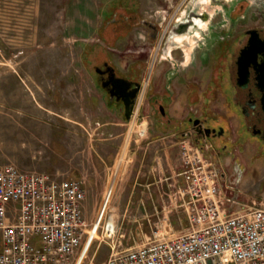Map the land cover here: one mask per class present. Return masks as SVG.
<instances>
[{
    "label": "rangeland",
    "instance_id": "rangeland-1",
    "mask_svg": "<svg viewBox=\"0 0 264 264\" xmlns=\"http://www.w3.org/2000/svg\"><path fill=\"white\" fill-rule=\"evenodd\" d=\"M134 1L0 0V165L12 164L23 172L48 173L58 179L84 178L86 188L90 181L84 211L88 232L67 264H104L112 252L172 238L189 227L188 214L192 211H185L182 199L176 196L182 188L185 194L179 178L182 146L175 141L173 161L146 159L140 165L137 156L130 162L137 148L135 140L150 121L141 119L137 112L130 121L122 114L113 115L99 97L83 61L84 47L94 41L91 34L86 35L87 29L98 24L97 19L86 17L88 12L96 11V6L123 3L140 15ZM142 3L143 10L155 6V0ZM220 6L212 1L211 10L219 9L214 13L216 17L222 16ZM99 13L107 14L102 9ZM212 26L218 30L221 24L209 20L203 27L206 31ZM183 39L185 36L179 35L177 41ZM132 59H122L121 68ZM147 79L148 75L145 82ZM107 118L123 124L116 127L119 136L115 140L102 126ZM124 145L122 163L119 155ZM88 148L106 152L102 157L105 164L95 152H82ZM235 153L241 160L235 167V177L230 168L225 171L230 177L228 182L225 177L213 178L220 203L225 209L233 204L236 211L264 208V153L254 156V162L247 148L243 152L236 148ZM115 161L122 168L118 176L111 178ZM171 166L175 167L174 173L178 171V183L171 181ZM107 183L111 191L106 189ZM169 191L175 192V199ZM173 200L178 215L172 209ZM229 209L227 212L233 213ZM175 222L177 225L170 226Z\"/></svg>",
    "mask_w": 264,
    "mask_h": 264
},
{
    "label": "flooded vegetation",
    "instance_id": "flooded-vegetation-1",
    "mask_svg": "<svg viewBox=\"0 0 264 264\" xmlns=\"http://www.w3.org/2000/svg\"><path fill=\"white\" fill-rule=\"evenodd\" d=\"M195 1L155 0L152 10H143L137 0L140 15L123 3L96 6L86 16L98 20L86 33L94 41L82 56L113 115L125 119L126 102L133 115L150 121L151 131L192 140L214 176L228 182L226 172L231 168L235 177L241 162L236 148L252 151V162L264 153V0H216L219 17L213 0ZM209 20L221 27L205 31ZM128 58L134 59L121 68Z\"/></svg>",
    "mask_w": 264,
    "mask_h": 264
},
{
    "label": "built area",
    "instance_id": "built-area-1",
    "mask_svg": "<svg viewBox=\"0 0 264 264\" xmlns=\"http://www.w3.org/2000/svg\"><path fill=\"white\" fill-rule=\"evenodd\" d=\"M181 158L189 227L112 252L104 264H264V208L229 214L201 150L185 144ZM86 196L83 180L0 165V264H67L88 232Z\"/></svg>",
    "mask_w": 264,
    "mask_h": 264
},
{
    "label": "crops",
    "instance_id": "crops-1",
    "mask_svg": "<svg viewBox=\"0 0 264 264\" xmlns=\"http://www.w3.org/2000/svg\"><path fill=\"white\" fill-rule=\"evenodd\" d=\"M123 124H122V122H120L119 120H117L116 118L114 119H112V118H107V119H105V121H104V123L102 124V126L103 127H105L108 131H110V134L111 135H113V140H115L116 139V137L117 136H119V135H117L116 134V127H118V126H122ZM147 125H148V122H147ZM147 130H145L144 132H142V135H140L139 136V139L138 140H135V145H136V147L137 148H135L133 151H135V154L133 155V156H131V158H130V162H132L133 161V159H135V157H139V162H140V165L142 164V162H144L146 159H150V160H152V161H156V162H158V163H160L161 161H163V160H167V161H169V160H172L173 158H172V156H171V154H173V148H174V146L176 145L175 144V141L177 140V145L180 147V146H183V145H185V144H188V142H191V143H193L192 142V140H190V139H187V140H185L186 141V143H185V141H182L181 142V140L179 139V141H178V138H179V136H177L176 137V135L175 134H172V135H161V134H157L156 132H154V131H151V130H149V128H146ZM135 139L137 138L136 137V135H135V137H134ZM145 141L144 142V144L142 145V144H140L141 143V141ZM194 144V143H193ZM138 147H141L140 149L142 150H138ZM96 149H97V147H96ZM122 150H121V154L119 155V159H121L122 158V163H123V155H122V153H125V149H126V145H124V146H122V148H121ZM182 149V148H181ZM88 150V151H87ZM87 150H82V152H95V154L97 155V157L98 158H100V160H102V157H104L105 155H106V152H105V154L102 152V151H100V150H102V149H100L99 151L100 152H98V150H95L94 148H88ZM139 152V153H138ZM117 153V152H116ZM138 153V154H137ZM116 155L117 154H115V156L113 157V163H114V160H115V158H116ZM118 157V156H117ZM208 157V156H207ZM109 158H110V156H109ZM173 161V160H172ZM102 162H103V164H105V162H104V160H102ZM159 171L161 172L162 171V167H161V165H159ZM106 168H108V166H106ZM121 168L122 167H120V166H117L116 165V161H115V165H114V168H113V171H112V176H111V178H115L116 176H118V174L120 173V171H121ZM174 166H171L170 167V169H171V171H172V173H173V175L172 176H170L171 177V181H174V183L176 182V183H178V181H179V178H180V181H182V186L184 187L185 186V183H184V179H183V177L181 176V173L179 174L180 175V177L178 178V180L175 178L176 177V174H177V172L176 173H174ZM21 170V169H20ZM166 177V176H165ZM169 177V176H168ZM168 177H167V179H168ZM77 180H84V178H82V179H77ZM84 182V181H83ZM89 184H90V181L88 182V187L86 188V186H85V188H86V191L88 192L89 191V189L91 188V186H89ZM109 185L110 184H108L107 183V187L108 188H106L108 191L110 190L111 191V189L109 188ZM174 185V184H173ZM176 185V184H175ZM174 191V190H173ZM176 191V190H175ZM184 190H183V188L182 189H179V191H178V193H179V195H177L176 194V196L178 197V198H180V199H182V201H183V205L181 204V207L185 210V211H188V210H190V198L186 195V194H184V192H183ZM170 192V191H169ZM171 193V195H172V197L175 199V192H170ZM177 199V198H176ZM178 202V201H177ZM180 205V204H179ZM87 207V199H85V201H84V203H83V209H82V211H83V216H84V211H85V208ZM230 211H233V212H237L236 210H234L235 208H237L236 206H234L233 204H231L230 205V207L228 206L227 207ZM227 208H226V210H227ZM172 209H173V211L176 213V215H178V209H177V207H176V201H174L173 200V204H172ZM175 209V210H174ZM85 218V217H84ZM186 222V221H185ZM167 224V223H166ZM183 223H182V221H180L179 222V224L178 225H182ZM161 225H165V223H161ZM173 225H177V223L175 222V223H173L172 225L170 224V226H173ZM136 229H139V230H141L140 228H136Z\"/></svg>",
    "mask_w": 264,
    "mask_h": 264
},
{
    "label": "water",
    "instance_id": "water-1",
    "mask_svg": "<svg viewBox=\"0 0 264 264\" xmlns=\"http://www.w3.org/2000/svg\"><path fill=\"white\" fill-rule=\"evenodd\" d=\"M112 83L114 84V86H116L118 89H120L122 92H124L127 87H128V84L123 81L122 79H112L111 80ZM131 106L128 107L127 103L125 102V107H124V110H125V120L126 121H130L132 117H130L131 115L133 116V113L131 111Z\"/></svg>",
    "mask_w": 264,
    "mask_h": 264
}]
</instances>
